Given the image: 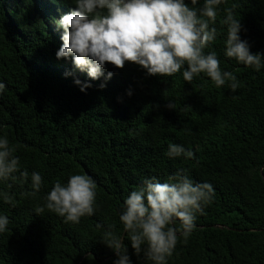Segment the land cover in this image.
Instances as JSON below:
<instances>
[{
    "label": "trees",
    "instance_id": "obj_1",
    "mask_svg": "<svg viewBox=\"0 0 264 264\" xmlns=\"http://www.w3.org/2000/svg\"><path fill=\"white\" fill-rule=\"evenodd\" d=\"M228 8L250 52L264 55V0H226L210 23L217 35L204 52L215 51L221 71L237 77L236 91L230 81L217 88L203 73L185 81L187 65L161 77L133 63L107 64L93 80L71 58L56 56L63 43L56 22L76 9L75 0H0V137L20 161L15 179L0 180V216L9 220L0 264H116L102 242L107 230L123 240L129 264H151L135 253L120 215L146 180L174 183L177 172L210 183L214 193L166 264H264V58L256 71L226 57ZM83 84L91 87L81 91ZM172 144L192 157L170 158ZM34 172L41 189L26 195ZM75 174L95 183L94 213L79 223L46 208L37 215L55 183Z\"/></svg>",
    "mask_w": 264,
    "mask_h": 264
},
{
    "label": "clouds",
    "instance_id": "obj_2",
    "mask_svg": "<svg viewBox=\"0 0 264 264\" xmlns=\"http://www.w3.org/2000/svg\"><path fill=\"white\" fill-rule=\"evenodd\" d=\"M222 3L226 0H204L203 7L198 8V0H191V7L185 0H75L76 9L56 22L63 29V43L56 56L71 58L75 67L87 70L93 80L104 74L107 64L123 69L126 63H133L144 68L148 75L161 77H172L187 65L182 73L185 81L191 83L203 73L217 88L230 81L229 86L236 91L237 77L221 71L215 51L204 52L216 38L217 29L210 28V23L215 24ZM225 11L222 23L227 25L226 57L259 71L264 55L252 54L248 43L241 40V23L235 18L234 8ZM111 77L109 73L107 78ZM75 83L81 85L78 79ZM105 86L102 84L101 88ZM89 87L91 84H83L81 91ZM4 88L0 83V90ZM14 151L7 137H0V180L15 179L13 174L20 171ZM182 154L189 158L193 155L181 145H169L170 158ZM20 174L28 177L27 171ZM169 179L175 182L161 183L155 177L146 180L126 198L120 215L135 253L137 256L143 253L151 264H166L179 236L190 235L195 227V213L202 211L201 204L209 203L214 193L210 183H194L181 172ZM31 186L33 191L26 195L35 196L42 186L39 173H32ZM95 198L93 180L75 174L66 185L57 181L47 194L44 207L37 206L35 213L40 215L46 208L63 217L66 223H79L81 217L94 213ZM4 199L12 202L8 195ZM176 221L178 227L170 226ZM8 224V218L0 216V233L7 230ZM102 242L119 257L116 264H129L121 238L107 230Z\"/></svg>",
    "mask_w": 264,
    "mask_h": 264
}]
</instances>
